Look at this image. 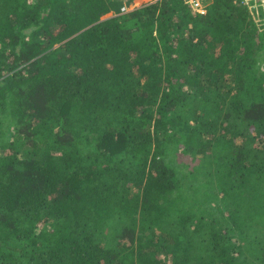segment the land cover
<instances>
[{"label": "trees", "instance_id": "1", "mask_svg": "<svg viewBox=\"0 0 264 264\" xmlns=\"http://www.w3.org/2000/svg\"><path fill=\"white\" fill-rule=\"evenodd\" d=\"M150 1L0 0V264H264V24Z\"/></svg>", "mask_w": 264, "mask_h": 264}, {"label": "built area", "instance_id": "2", "mask_svg": "<svg viewBox=\"0 0 264 264\" xmlns=\"http://www.w3.org/2000/svg\"><path fill=\"white\" fill-rule=\"evenodd\" d=\"M119 1L121 2V13L130 11L134 7V3H136V0ZM183 2L195 13L203 15L207 11V6L210 3V0H183ZM234 2L241 6H246L260 26L264 24V0H234ZM259 12H261L263 17H261V15L260 17L258 16Z\"/></svg>", "mask_w": 264, "mask_h": 264}, {"label": "rangeland", "instance_id": "3", "mask_svg": "<svg viewBox=\"0 0 264 264\" xmlns=\"http://www.w3.org/2000/svg\"><path fill=\"white\" fill-rule=\"evenodd\" d=\"M119 1V0H118ZM156 0H152V1H150L151 3H153V2H155ZM120 2V1H119ZM121 3V2H120ZM141 0H136V3H134V9L135 8H138V7H140L141 6ZM134 9H132V10H134ZM132 10H130V11H132ZM129 11V12H130ZM121 13V12H120ZM125 13H127V12H125ZM123 14V13H122ZM259 32V31H258ZM260 33V35L264 38V31H261V32H259ZM257 60H258V62L261 64V65H263V63H264V53L263 54H261V55H259V56H257ZM8 135H10L11 136V134H8ZM10 136H8L9 138H11ZM16 143V142H15ZM177 159H178V163L179 164H181V165H185L186 163H188V157L187 156H185V155H183V154H181L180 153V150H178L177 151Z\"/></svg>", "mask_w": 264, "mask_h": 264}, {"label": "clouds", "instance_id": "4", "mask_svg": "<svg viewBox=\"0 0 264 264\" xmlns=\"http://www.w3.org/2000/svg\"><path fill=\"white\" fill-rule=\"evenodd\" d=\"M153 1H154V0H153ZM150 3H151V2H150ZM120 4H121V3H120ZM132 9H134V8H132ZM132 9H131V10H132ZM128 12H129V11H128Z\"/></svg>", "mask_w": 264, "mask_h": 264}]
</instances>
